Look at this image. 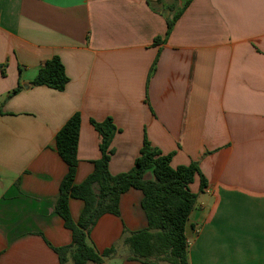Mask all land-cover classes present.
Segmentation results:
<instances>
[{
	"label": "crops",
	"instance_id": "0c3cea01",
	"mask_svg": "<svg viewBox=\"0 0 264 264\" xmlns=\"http://www.w3.org/2000/svg\"><path fill=\"white\" fill-rule=\"evenodd\" d=\"M56 55L65 90L30 87ZM0 107V264H61L54 247L72 231L54 210L68 171L56 134L76 112V183L101 157L92 120L112 117V174L135 166L146 137L172 167L199 164L189 264H264V0H0ZM143 196L123 193L88 242L102 252L147 227ZM83 208L70 200L74 220ZM129 253L121 245L106 264H146Z\"/></svg>",
	"mask_w": 264,
	"mask_h": 264
},
{
	"label": "trees",
	"instance_id": "16d2710c",
	"mask_svg": "<svg viewBox=\"0 0 264 264\" xmlns=\"http://www.w3.org/2000/svg\"><path fill=\"white\" fill-rule=\"evenodd\" d=\"M186 6L187 4L172 17H168L167 35ZM161 41V37L155 39L157 43ZM158 58L159 55L150 69L149 78L156 71ZM68 82L65 66L56 55L44 63L29 85H46L63 91ZM24 88L20 81L6 95L5 101ZM81 122V114L76 112L56 134V148L68 164V171L61 181L54 210L62 217L64 225L72 231L69 245L54 247L61 264H106V259L116 254L121 245L129 249L128 258L131 260L146 264H189L186 224L198 198L190 185L197 174L202 178L201 188L207 185L199 164L192 162L172 167L173 153L163 154L146 137L135 166L130 171L112 174L109 168L115 152L112 142L120 129L112 117H107L103 121L92 120L99 134L101 157L94 162L93 172L78 184L76 174ZM149 171H152L153 178H148ZM131 188L140 189L144 194L142 206L147 215L148 226L135 231L124 229L121 238L101 252L88 242L91 231L104 214L120 215L121 195ZM72 198L84 201L83 211L77 221L73 219L70 210Z\"/></svg>",
	"mask_w": 264,
	"mask_h": 264
}]
</instances>
